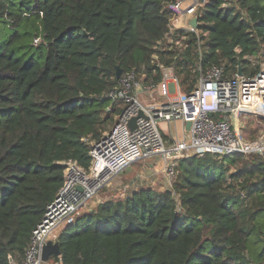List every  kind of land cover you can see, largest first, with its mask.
Here are the masks:
<instances>
[{
    "label": "trees",
    "instance_id": "trees-1",
    "mask_svg": "<svg viewBox=\"0 0 264 264\" xmlns=\"http://www.w3.org/2000/svg\"><path fill=\"white\" fill-rule=\"evenodd\" d=\"M174 2L0 0V264L24 259L64 186L65 163L89 169V142L119 114L106 97L118 69L159 82L158 55L184 92L199 66L223 67L229 78L240 65L244 76L260 71L250 64L264 62V0H211L202 59L195 34L180 48L164 45ZM227 2L238 10L224 13ZM58 242L63 264H264V162L255 154L189 158L173 190L107 200Z\"/></svg>",
    "mask_w": 264,
    "mask_h": 264
},
{
    "label": "built area",
    "instance_id": "built-area-1",
    "mask_svg": "<svg viewBox=\"0 0 264 264\" xmlns=\"http://www.w3.org/2000/svg\"><path fill=\"white\" fill-rule=\"evenodd\" d=\"M210 2L175 0L168 6L173 15L169 24L170 34L164 42L168 50L182 47L185 35L195 34L199 39V56L203 58L200 28ZM221 9L224 13L238 10L229 2L224 3ZM195 18L197 28L191 25ZM174 34L179 39L170 36ZM40 40L37 38L35 44ZM152 65L161 71V81L147 82L146 72L132 71L123 73L117 86L107 93L106 97L111 101L108 111L119 109L112 130L99 141L89 142L92 160L89 169L77 162L65 163L64 186L34 231L24 259L10 264H44V246L48 242L57 243L66 227L93 211L94 200L136 163L161 160L167 190H173L180 164L195 156L211 155L223 159L230 155L248 158L255 154L264 162L263 61L256 64L260 71L255 76L236 73L232 78L226 77L223 67L203 69L199 66L198 78L193 88L186 92L181 89L174 67L161 63L158 55L153 57ZM140 113L143 117H139L136 127L131 129L130 121ZM251 117L255 118L257 126H261V133L256 137L249 134L254 136L253 139L246 137L243 128L246 119ZM178 122L182 124L183 138H172L173 142L168 144L162 125ZM187 123H191L190 130H187ZM124 191V198L129 197L130 188L127 186ZM52 259L54 264H63L61 257Z\"/></svg>",
    "mask_w": 264,
    "mask_h": 264
},
{
    "label": "rangeland",
    "instance_id": "rangeland-1",
    "mask_svg": "<svg viewBox=\"0 0 264 264\" xmlns=\"http://www.w3.org/2000/svg\"><path fill=\"white\" fill-rule=\"evenodd\" d=\"M258 62L259 60L257 59L253 60V62L250 64V68H251L250 70H253L255 67H257L256 64ZM243 128L245 130L244 131L245 134L247 135L245 136L250 139H252L249 136L250 133L253 134L255 137L257 136V134L261 133V130H260L261 126L256 125L254 117L247 118L243 124ZM162 131L166 137V142L168 144H171L173 142L172 138H175V139L183 138V128L180 122L171 124L170 126L162 125ZM153 162L156 165L155 166L156 169H154V167L150 168L148 166V164H153ZM141 172L143 173L142 177L139 178L140 179L139 181H137L136 180L137 174H141ZM163 173H164L163 163L159 159H150L147 161L139 162L138 164L136 163V165L131 166L124 173V175H126L125 178H123L124 175L117 177V179H115L113 183L94 200L92 207L95 210L100 205V203H104L107 200L118 199V198L124 199V196H125L124 188L127 186L130 188V192L133 191L135 187L137 188L139 187L149 188L150 187L159 192L161 191L163 192L165 190L167 191L168 186H166L165 184L166 179ZM134 178H136L135 179L136 181L135 180L132 181ZM131 182H134L136 186L134 185V183L131 185ZM133 185L135 187H133ZM54 263L55 261L51 258L47 263H44V264H54Z\"/></svg>",
    "mask_w": 264,
    "mask_h": 264
},
{
    "label": "water",
    "instance_id": "water-1",
    "mask_svg": "<svg viewBox=\"0 0 264 264\" xmlns=\"http://www.w3.org/2000/svg\"><path fill=\"white\" fill-rule=\"evenodd\" d=\"M191 25L194 28L198 27V21L196 18L191 21ZM88 36L92 37V34H88ZM123 73H124V71L122 69H118L117 78L119 79ZM238 75L239 76L243 75L241 65L238 68ZM139 117H143V113H140L138 117H135L130 121L129 126L131 129H134L136 127V121ZM186 127H187V130H190L191 123H187ZM52 257H61V250H60L59 242H57V243L48 242L43 248V255H42L43 262H45V263L48 262ZM10 263H13L12 258H10Z\"/></svg>",
    "mask_w": 264,
    "mask_h": 264
},
{
    "label": "crops",
    "instance_id": "crops-1",
    "mask_svg": "<svg viewBox=\"0 0 264 264\" xmlns=\"http://www.w3.org/2000/svg\"><path fill=\"white\" fill-rule=\"evenodd\" d=\"M153 161H154V160H153ZM160 161H161V160H160ZM161 162H162V161H161ZM137 164H138V163H137ZM134 165H136V164H134ZM134 165H132V166H134ZM148 166H149L150 168H153V167H154V169H156V167H155L156 165L154 164V162H153V164H148ZM130 167H131V166H130ZM130 167H129V168H130ZM129 168H128V169H129ZM128 169H126V170H125L123 173H121L118 177L123 176L124 173H125ZM132 173H134V172H132ZM142 174H143L142 172H141V174H137V179L134 178L132 181H134L135 179H136L137 181H139V180H140L139 178L142 177ZM163 174H164V173H163ZM144 175H145V174H144ZM125 177H126V175L123 176V178H125ZM116 179H117V178H116ZM136 180H135V181H136ZM112 183H113V182H112ZM112 183H111V184H112ZM133 183H134V182H131V185H132ZM134 185L136 186L135 183H134ZM134 185H133V187H135ZM133 187H132V188H133ZM135 188H136V189H135ZM135 188H134L133 191H135V190L137 191V190H139V189H141V188H144V187H139V188L135 187ZM133 191H131V192H133Z\"/></svg>",
    "mask_w": 264,
    "mask_h": 264
}]
</instances>
